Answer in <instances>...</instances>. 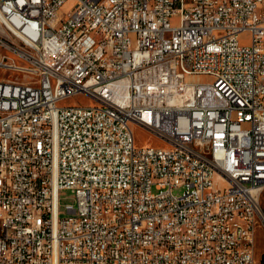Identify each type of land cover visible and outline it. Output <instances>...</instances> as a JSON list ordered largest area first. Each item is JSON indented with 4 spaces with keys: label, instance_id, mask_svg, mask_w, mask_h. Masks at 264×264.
<instances>
[{
    "label": "built area",
    "instance_id": "2783aa9c",
    "mask_svg": "<svg viewBox=\"0 0 264 264\" xmlns=\"http://www.w3.org/2000/svg\"><path fill=\"white\" fill-rule=\"evenodd\" d=\"M66 1L0 0V264H257L264 0Z\"/></svg>",
    "mask_w": 264,
    "mask_h": 264
},
{
    "label": "rangeland",
    "instance_id": "374dc122",
    "mask_svg": "<svg viewBox=\"0 0 264 264\" xmlns=\"http://www.w3.org/2000/svg\"><path fill=\"white\" fill-rule=\"evenodd\" d=\"M73 5V0H67L63 6V10L67 11ZM171 22L176 24L178 22V18H172ZM241 44H249L250 39L248 36H242L240 39ZM201 81H206L209 78L206 76L200 77ZM82 101L84 103H92L93 101L85 95H76L71 98L63 99L59 102V105H66L71 103H76ZM131 129L133 132L134 144L136 147L145 146V145H153V146H164V142L158 138L152 132L146 130L142 126L137 124H131ZM182 189H175L174 193L179 194ZM59 203H60V216H67L68 213L66 211V205L73 204L72 194L69 190H61L59 193ZM256 245H255V256L257 260V264H264V229L261 226L257 227L256 232Z\"/></svg>",
    "mask_w": 264,
    "mask_h": 264
}]
</instances>
